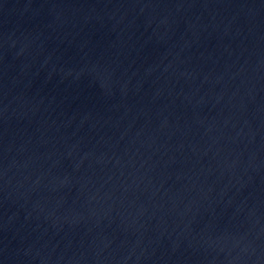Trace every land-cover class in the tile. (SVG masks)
I'll list each match as a JSON object with an SVG mask.
<instances>
[{"label": "water", "instance_id": "95a60500", "mask_svg": "<svg viewBox=\"0 0 264 264\" xmlns=\"http://www.w3.org/2000/svg\"><path fill=\"white\" fill-rule=\"evenodd\" d=\"M0 264H264V0H0Z\"/></svg>", "mask_w": 264, "mask_h": 264}]
</instances>
